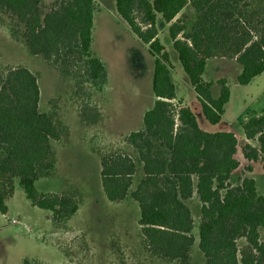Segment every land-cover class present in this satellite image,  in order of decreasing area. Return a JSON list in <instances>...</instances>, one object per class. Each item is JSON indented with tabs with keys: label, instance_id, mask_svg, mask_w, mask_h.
<instances>
[{
	"label": "trees",
	"instance_id": "trees-1",
	"mask_svg": "<svg viewBox=\"0 0 264 264\" xmlns=\"http://www.w3.org/2000/svg\"><path fill=\"white\" fill-rule=\"evenodd\" d=\"M44 1L0 0V11L23 26L32 56L58 67L81 64L93 86L105 84L104 65L90 50L94 0H54L42 12ZM113 1L116 14L153 58L154 102L142 116V128L125 139L135 158L121 152L100 157L105 198L118 204L130 197L137 204L143 250L161 262L191 263L193 219L186 202L196 197L198 249L204 264H264L258 233L264 229V198L251 178L236 186L229 183L239 168L235 158L239 146L242 158L260 162L264 172V109L248 114L240 124L244 139L255 141L257 147L240 144L231 132L202 131L189 107L172 103V66L156 26L159 15L168 24L172 48L203 118L216 125L230 91L222 79L217 81L219 97H211V83L202 79L206 62L233 60L241 67L239 85L264 71V27L257 38L242 19L249 0ZM187 4L199 17L189 32L188 17L181 13ZM38 103L37 79L28 69L14 68L0 76V214L9 213L7 201L19 186L30 206L49 212L55 229H65L81 197L72 190L44 194L35 187L41 177L54 173L53 143L60 141L57 127L39 111ZM137 164L141 177L129 192ZM250 171V166L243 169Z\"/></svg>",
	"mask_w": 264,
	"mask_h": 264
},
{
	"label": "rangeland",
	"instance_id": "rangeland-1",
	"mask_svg": "<svg viewBox=\"0 0 264 264\" xmlns=\"http://www.w3.org/2000/svg\"><path fill=\"white\" fill-rule=\"evenodd\" d=\"M53 1H44L42 12ZM247 5L242 19L259 38L264 27V0H249ZM188 8L186 32L199 22L198 15ZM156 25L158 40L167 48L172 67L179 71L178 75L172 74L176 95L192 110L197 126L206 132H231L241 144L242 113L254 106L255 96L264 87V71L247 85H239L238 64L211 59L202 78L213 82L212 98H218L220 90L215 79H225L231 92L221 121L211 125L203 118L200 105L186 84L161 17ZM90 50L106 71V82L100 86H93L87 80L81 64L58 67L32 56L23 26L0 11V76L10 69H28L37 79L39 111L51 118L60 133V141L53 143L55 171L50 177H41L35 187L44 194L72 190L81 197V205L67 221L66 228L55 229L49 220L50 213L30 206L22 188L16 186L13 197L7 201L8 215L0 214V264H171L144 252L137 204L130 197L118 204L109 202L99 180L103 154L121 152L135 158L125 139L142 128V116L153 105V58L147 46L141 44L116 14L113 0H95ZM250 143L257 147L255 141ZM235 158L241 164L232 183H237L245 165L250 164L258 191L264 196L260 162L244 161L240 146ZM140 177L137 164L129 192ZM187 205L194 237L190 264H204L198 249L200 203L196 199Z\"/></svg>",
	"mask_w": 264,
	"mask_h": 264
},
{
	"label": "crops",
	"instance_id": "crops-1",
	"mask_svg": "<svg viewBox=\"0 0 264 264\" xmlns=\"http://www.w3.org/2000/svg\"><path fill=\"white\" fill-rule=\"evenodd\" d=\"M150 1V0H149ZM153 1V0H152ZM152 1H150V2H152ZM94 3H95V0H94ZM187 7H189L188 8V10L190 11V12H192V13H195V11L190 7V6H188V4L183 8V10L181 11V13H184V14H186L185 13V10H186V8ZM196 14V13H195ZM187 15V14H186ZM188 17V16H187ZM160 20V16L158 15L157 16V18H156V23L158 22ZM165 24V23H164ZM157 26V25H156ZM165 27L168 29V24H165ZM157 32H158V30H157ZM158 34H159V32H158ZM158 36V35H157ZM170 40V39H169ZM170 46H171V48H172V42L170 41ZM164 48L166 49V51H167V48L164 46ZM173 49V48H172ZM174 51V50H173ZM175 52V51H174ZM167 53H168V51H167ZM176 54V53H175ZM168 55H169V53H168ZM176 57H177V55H176ZM169 60H170V55H169ZM178 60V59H177ZM221 60H223V59H221ZM224 60H226V59H224ZM211 61V59L210 60H208L207 62H206V66H205V70H204V72H203V74L206 72V70H207V68H208V66H209V64L211 63L210 62ZM228 62H233V63H235L233 60H227ZM170 63H171V61H170ZM232 64V63H231ZM180 65V64H179ZM171 66H172V64H171ZM153 67V66H152ZM181 67V66H180ZM175 68V69H174ZM183 72V71H182ZM240 72H241V67H240ZM240 72L238 73V75L240 74ZM179 74V71L176 69V67L174 66V67H172L171 68V70H170V72H169V76H170V79H171V82L173 83V78H172V74ZM184 74V73H183ZM237 75V76H238ZM185 76V75H184ZM203 76V75H202ZM185 78H186V76H185ZM203 79V78H202ZM236 79H237V77H236ZM204 80V79H203ZM219 80H222V78H220V79H215L214 80V82H216L217 83V81H219ZM205 81V80H204ZM205 82H209V83H211V86H210V94H211V97H212V93H211V88H212V85H213V82H211V81H205ZM186 84H187V86L190 88V90L193 92V94L195 95V93H194V91H193V89L190 87V85L188 84V82H187V78H186ZM173 85H174V83H173ZM174 87H175V85H174ZM219 93H220V90H219ZM195 97H196V95H195ZM219 97V96H218ZM231 98V92H230V97H229V99ZM217 99V98H216ZM229 102V101H228ZM254 103H253V107L252 108H249V107H247V109L245 110V111H243V113H242V119H241V121H240V124H241V122H243L244 120H245V118H246V116L248 115V114H250V113H252V112H255V113H259L261 110H263L264 109V87L261 89V91L255 96V98H254V101H253ZM172 103L175 105V106H177V107H182V106H187V104L184 102V100L183 99H181V98H178V96L176 95V88H175V98L173 99V101H172ZM227 105V104H226ZM226 105L223 107V114H224V112H225V107H226ZM188 107V106H187ZM191 110V109H190ZM147 111V110H146ZM192 111V110H191ZM223 117V116H222ZM241 127V126H240ZM242 130V129H241ZM202 131H204V130H202ZM206 132V131H205ZM216 132H226V131H216ZM208 133H215V132H208ZM238 140V139H237ZM243 142H246V143H249L250 145H251V143L250 142H252V141H247V140H245L244 139V136H243V138L241 139ZM239 142H240V140H238ZM252 146H254V147H256L255 145H252ZM244 160V159H243ZM238 161V160H237ZM245 161V160H244ZM239 162V161H238ZM247 162V161H246ZM247 163H249V162H247ZM250 163H255V162H250ZM240 162H239V166H240ZM246 166H250V164H248V165H245V167ZM251 167V166H250ZM238 170V169H237ZM236 170V171H237ZM235 171V172H236ZM235 172H233L232 174H231V176H230V178H229V183L232 185V186H236V185H239L240 184V182H241V180L243 179V178H251V179H253V181L255 182V187H256V190H257V192L260 194V192L258 191V182H257V179L252 175V167H251V171L250 172H247V173H242L241 175H240V179L239 180H237V183H235V184H233L232 183V177L235 175ZM136 185H137V183H136ZM132 186V185H131ZM261 195V194H260ZM263 198H264V196L263 195H261ZM197 198L196 197H193V198H191L189 201H193V200H196ZM188 202V201H187ZM187 202H186V205H187ZM188 206V205H187ZM9 211V210H8ZM191 212V211H190ZM8 215V214H7ZM7 215H5V216H7ZM258 233H259V240H260V242H262V243H264V229H258ZM239 242H241L240 243V245H243L244 244V242L242 241V240H240Z\"/></svg>",
	"mask_w": 264,
	"mask_h": 264
}]
</instances>
